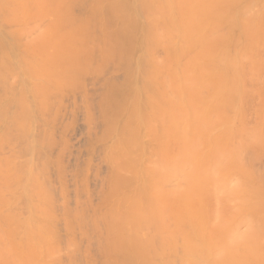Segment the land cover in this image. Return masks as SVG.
Here are the masks:
<instances>
[{"label":"bare ground","instance_id":"bare-ground-1","mask_svg":"<svg viewBox=\"0 0 264 264\" xmlns=\"http://www.w3.org/2000/svg\"><path fill=\"white\" fill-rule=\"evenodd\" d=\"M262 42L264 0H0V264H264Z\"/></svg>","mask_w":264,"mask_h":264},{"label":"rangeland","instance_id":"rangeland-1","mask_svg":"<svg viewBox=\"0 0 264 264\" xmlns=\"http://www.w3.org/2000/svg\"><path fill=\"white\" fill-rule=\"evenodd\" d=\"M259 41H260V39H259V36H258V42H259ZM259 43H260V42H259ZM262 43H263V42H262ZM263 44H264V43H263ZM263 44H262V46H264ZM262 46H261V45H260V47L258 46L259 49L256 48L259 54H258V53H254V51H253V52L251 51L252 54L254 53V54H256V55H254L253 57L250 56L251 60H252V58H253V61H254V62H252L253 64L251 63V61L249 62V63L252 64V65H251V70H252V67H254V71H255V72H253V70H252V72L255 73V74L258 73V74H259L258 77H257V76H252V74H251L252 72H251V73L248 72V74H247V72L245 73V74H247V75H251L252 80L254 81V84L256 83V84H255V85H256V89L254 88L255 85H253V84L251 83V82H253V81L251 80V82H249V80L251 79V77H249V76L247 77V75H245L247 78H245V76H243V77L241 78V79H242L241 81H242V82L244 81L243 84H246V83L248 84V86H247V84H246V85H242V84H241V86H245V87H246L245 90L248 89L250 86L253 87V88H249L250 90H246L247 92H248V91H251L252 89H253L254 91H258V94L260 93L259 91H261V92L263 91V92H264V90H263V89H264V80H263V79H264V50L261 49ZM262 48H263V47H262ZM259 50H260V51H259ZM257 51H256V52H257ZM249 54H250V53H249ZM252 54H250V55H252ZM260 54H261V55H260ZM262 54H263V55H262ZM257 55H259V56H257ZM254 57H256V58H254ZM257 57H260V58H257ZM256 59H261L263 62H262L261 60L258 61V60H256ZM255 62H260V63L258 64V63H255ZM261 62H262V64H261ZM256 64H257V65H260V66H261V67H260L261 69L263 68V69H262V70H263V72H262L263 74L261 73L263 76L260 74V72H261L262 70H261V71L259 70V69H260L259 66H258L259 69L255 67V66H257ZM248 65H249V64H248ZM254 65H255V66H254ZM248 68H250V66H247V69H248ZM255 68L258 69V70H255ZM248 70H250V69H248ZM251 70H250V71H251ZM256 72H257V73H256ZM249 73H250V74H249ZM255 74H253V75H255ZM255 77H257V78H255ZM260 77H261V78H260ZM243 78H245V79H243ZM248 79H249V80H248ZM256 79H257V81H255ZM246 80H247V81H246ZM259 80H260V81H259ZM242 82H241V83H242ZM249 83H251V84H249ZM241 86H240V87H241ZM258 86H259V87H258ZM257 87H258V88H257ZM262 87H263V88H262ZM242 88H243V87H242ZM260 88H262V89H260ZM259 89H260V90H259ZM263 92H262V93H263ZM249 94H251V93L249 92ZM254 95H256V93H255ZM254 95L252 94V96H249V97H250L249 99H251V97H254V98H252V99H255V100H256V99L261 98V100H260V102H259V101L257 102V100H256V101L254 100V101H252V102H254L255 104L250 102L249 105L252 104V105L256 106V104H259V105H260L261 102H264V100H263V97H264V96H262V94H260V96L258 95V96H256V97H255ZM263 95H264V93H263ZM258 97H259V98H258ZM247 101H249V100H247ZM256 102H257V103H256ZM248 103H249V102H248ZM263 104H264V103H263ZM259 105H258V106H259ZM261 105H262V104H261ZM78 137H79V138H78ZM78 137L76 138L77 141H76V140H73V141H72L73 144H74V147H75L74 150H79V148L83 145V143H82L83 140L80 138V135H79ZM80 142H81V143H80ZM78 146H79V148H78ZM77 148H78V149H77ZM86 156H87V155H86L84 152L81 154V157H82V158H85ZM259 165H261V160H260V159H259V162H258V168H259Z\"/></svg>","mask_w":264,"mask_h":264}]
</instances>
